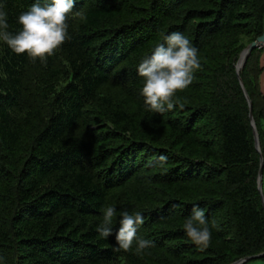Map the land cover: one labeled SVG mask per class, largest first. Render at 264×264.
Listing matches in <instances>:
<instances>
[{"label": "trees", "instance_id": "1", "mask_svg": "<svg viewBox=\"0 0 264 264\" xmlns=\"http://www.w3.org/2000/svg\"><path fill=\"white\" fill-rule=\"evenodd\" d=\"M0 3L15 34L21 13L51 0ZM66 22L71 39L46 64L0 40V264H231L264 252V44L239 72L260 152L235 70L264 32V0H76ZM172 32L201 68L156 113L137 68ZM193 205L211 231L204 250L184 229ZM110 206L114 232L123 211L139 212L137 239L153 246L115 251L97 231Z\"/></svg>", "mask_w": 264, "mask_h": 264}, {"label": "clouds", "instance_id": "2", "mask_svg": "<svg viewBox=\"0 0 264 264\" xmlns=\"http://www.w3.org/2000/svg\"><path fill=\"white\" fill-rule=\"evenodd\" d=\"M76 0H51L41 6L34 3L30 10L18 17L22 29L13 34L8 31V15L5 5L0 3V40L16 54L27 53L35 61L37 58L46 64L47 58L54 55L66 40L68 34V14L72 12ZM76 16L83 19V13ZM197 49L183 34L172 32L163 37V43L155 46L150 56H146L138 65V75L144 78L141 90L145 104L150 111L164 113L175 107L173 97L192 84L193 73L201 68ZM167 161L161 155L157 159L160 166ZM116 216L114 207L104 209L102 222L97 231L100 237L107 239L115 236L118 247L115 251H128L135 241L136 251L140 253L153 246L147 239H137V228L144 223V217L137 212L135 215L123 211L120 214L119 228L113 231V221ZM184 229L187 236L201 250L206 249L211 241V231L208 226L205 211L198 205L192 206L191 216L186 220Z\"/></svg>", "mask_w": 264, "mask_h": 264}, {"label": "water", "instance_id": "3", "mask_svg": "<svg viewBox=\"0 0 264 264\" xmlns=\"http://www.w3.org/2000/svg\"><path fill=\"white\" fill-rule=\"evenodd\" d=\"M263 44H264V32L262 33V35L257 37L254 41L249 43L241 51V53H240V55H239V57L237 59V62L235 64V70H236L237 77H238V79L240 81V84L242 86V89L244 91L245 97H246L247 102H248L249 118H250V123H251L252 131H253L254 144H255V148H256V150L258 152H260V145H259L258 134H257V130H256V127H255L253 114H252V104H251L250 98L248 97V95H247V93H246V91H245V89L243 87L239 72L243 68V66L245 64V61H246L247 57L249 56L250 52L252 51V49L257 48V47H261V46H263ZM262 168H263V158H262L261 153H260V167H259V171H258L257 187H258V190L260 192L261 201H262V205H263V208H264V196L262 194V188H261L262 187ZM262 257H264V252L256 254V255H251V256L244 257V258L239 259V260H237V261H235V262H233L231 264H243V263L248 262L250 260L259 259V258H262Z\"/></svg>", "mask_w": 264, "mask_h": 264}, {"label": "crops", "instance_id": "4", "mask_svg": "<svg viewBox=\"0 0 264 264\" xmlns=\"http://www.w3.org/2000/svg\"><path fill=\"white\" fill-rule=\"evenodd\" d=\"M264 64V61L261 60V65ZM259 89L261 91V93L264 95V68L261 72V74L259 75Z\"/></svg>", "mask_w": 264, "mask_h": 264}, {"label": "rangeland", "instance_id": "5", "mask_svg": "<svg viewBox=\"0 0 264 264\" xmlns=\"http://www.w3.org/2000/svg\"><path fill=\"white\" fill-rule=\"evenodd\" d=\"M245 264H264V260H262V259H253V260H250V261L246 262Z\"/></svg>", "mask_w": 264, "mask_h": 264}]
</instances>
